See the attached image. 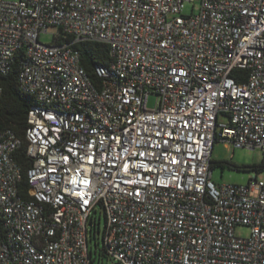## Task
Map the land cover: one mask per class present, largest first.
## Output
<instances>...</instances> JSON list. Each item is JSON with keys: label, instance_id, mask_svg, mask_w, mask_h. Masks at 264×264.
Returning a JSON list of instances; mask_svg holds the SVG:
<instances>
[{"label": "built area", "instance_id": "2783aa9c", "mask_svg": "<svg viewBox=\"0 0 264 264\" xmlns=\"http://www.w3.org/2000/svg\"><path fill=\"white\" fill-rule=\"evenodd\" d=\"M79 42L107 47L93 79ZM19 52L34 103L23 140L0 130V264H91L96 207L111 264H264V181L210 169L216 141L264 155V0H0V76Z\"/></svg>", "mask_w": 264, "mask_h": 264}, {"label": "trees", "instance_id": "16d2710c", "mask_svg": "<svg viewBox=\"0 0 264 264\" xmlns=\"http://www.w3.org/2000/svg\"><path fill=\"white\" fill-rule=\"evenodd\" d=\"M73 48L79 52L80 62L85 72L90 78H94L92 74V67L95 64L108 65L110 59L108 57V50L104 44L95 42H79L73 45ZM22 60V52L14 58V64L10 72L5 76H0V85L3 88L0 96V130L9 129L17 137L23 140L24 130L26 128V116L29 107L34 103L32 97L19 91L16 75L18 63ZM243 70H235L233 75L244 74ZM13 159L21 168V181L18 184L19 194H26L27 183L25 173L29 166L28 159L25 156L24 144L18 151L13 154ZM219 165L221 168L227 167L235 171H264V162L260 164L251 165H235L228 162H210V169L214 165ZM101 254L103 255L102 251Z\"/></svg>", "mask_w": 264, "mask_h": 264}, {"label": "rangeland", "instance_id": "374dc122", "mask_svg": "<svg viewBox=\"0 0 264 264\" xmlns=\"http://www.w3.org/2000/svg\"><path fill=\"white\" fill-rule=\"evenodd\" d=\"M13 1V0H9ZM198 5L195 2L194 6ZM191 6L185 5L183 14H189ZM57 33L55 27H48L45 34H40L39 42L43 44H49L53 40V36ZM156 104V97L149 96L147 100L148 108H154ZM224 122V118H219ZM211 160L216 162H228L238 166L260 164L264 162V155L257 149L250 150L241 147H235L226 142L216 141L211 149ZM255 177L257 180L264 181V171L255 173L251 171H235L227 167L221 168L219 165H214L211 174V181L216 185L222 184H238L243 185L248 182L249 179ZM94 214V222L96 231L89 239V249L91 251V264H111L110 261L101 254L102 249V230L104 226V216L99 207H96ZM236 234L242 237L248 235V229L240 227L236 230Z\"/></svg>", "mask_w": 264, "mask_h": 264}]
</instances>
